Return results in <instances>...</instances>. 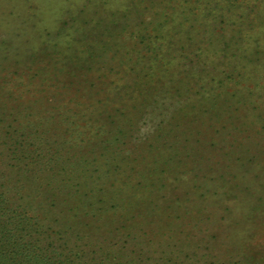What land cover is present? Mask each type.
<instances>
[{
	"label": "rangeland",
	"instance_id": "374dc122",
	"mask_svg": "<svg viewBox=\"0 0 264 264\" xmlns=\"http://www.w3.org/2000/svg\"><path fill=\"white\" fill-rule=\"evenodd\" d=\"M127 1L0 0V101H15L20 121V115H27L18 134H32L39 151L51 160H63L64 177L75 171L74 177L88 172L93 179L107 180L101 193L107 200L119 193L125 196L118 210L126 202L132 208L159 210L143 229L149 241L134 242L138 253L152 248L144 255L165 258L170 253L182 264H243L250 252L262 254L264 249V52L259 62L244 69L241 102L233 101L230 107L228 96L238 85L224 81L223 87L205 85L201 90L207 77L168 86L155 63L149 71L143 67L145 60L134 64L148 49L134 50L130 26L140 22L148 0ZM253 34L264 45V31ZM107 37L124 49L116 54L118 47L107 49V56L99 59L98 72L120 69L118 80L100 96L90 86L98 84L91 71L90 80L83 82L89 76L72 66L79 64L84 68L79 72H84L88 64L96 65L86 61L82 50ZM251 45L255 47L254 41ZM132 64L156 76L144 97L127 86ZM70 80L81 82L78 90H68ZM124 92L129 95L121 99ZM209 94H218L216 105L201 99ZM98 96L102 102L96 105ZM98 105L99 110L118 108L112 111L117 120L112 126L122 129L120 135L98 130ZM1 106L0 113L8 110ZM123 110V116L116 117ZM12 120L0 123V136Z\"/></svg>",
	"mask_w": 264,
	"mask_h": 264
},
{
	"label": "trees",
	"instance_id": "16d2710c",
	"mask_svg": "<svg viewBox=\"0 0 264 264\" xmlns=\"http://www.w3.org/2000/svg\"><path fill=\"white\" fill-rule=\"evenodd\" d=\"M134 1L144 3L145 0L127 2L133 4ZM139 15L140 22L130 26L129 39L134 41V50L136 47L148 50L143 53V59L135 60L136 66L145 60L143 67L149 71L155 63L154 69L165 76L168 86L181 81L187 85L191 79L199 82L207 77L208 80L199 86L201 90L205 85L223 87L224 81L228 86L238 85L237 91L228 96V105L232 106L233 101L236 104L241 102L238 91L244 79V69L263 57L260 55L264 52V45L253 33L258 35L264 31V0H148ZM125 27L127 24L123 25V30ZM106 39L86 44L87 49L82 50L86 53V61H95L96 65L88 64L84 72H79L84 69L83 66H72L76 73H83L86 77L91 71L93 78L98 80V84L89 82L96 95L116 82L120 72L118 68L102 72L97 70V63L107 56L103 54L107 49L118 47L114 54L124 49V46L119 48L117 43L109 41V37ZM252 41L255 47L251 45ZM125 52L126 55L129 53ZM74 58L69 56L70 60ZM131 59L129 57L128 62ZM134 64L131 66L132 78L126 81L127 86L133 85L132 92L144 97L157 79L149 72L135 69ZM218 65L223 69L218 70ZM69 72L67 70V78ZM90 77L82 81L87 82ZM73 81L70 80L73 85L69 91L79 89L81 82ZM4 94L1 91V95ZM128 95L129 92H124L119 97L124 99ZM100 96L95 100L96 105L102 102ZM209 96L201 99L215 102V98L219 97L218 94ZM14 102L10 103L8 97L3 103L0 101L2 108H8L0 113L5 114L4 118L0 117V123L13 116L12 124L2 130L0 136V264L183 263L179 256L170 253L165 258L145 256L152 248L138 253L134 244L140 243L138 239L143 244L149 241V235L143 229L159 216V210L147 211L138 205L132 208L127 202L126 207L118 210L117 206L125 203V196L119 193L108 196L107 200L101 194L107 187V180L93 179L88 172L74 177L72 172L75 171L64 177L67 165L63 160H51L48 153L46 157L33 143L32 134L26 131L18 134L19 129L26 125L23 122L27 115H20L23 119L20 121ZM241 105L245 102L242 101ZM99 106L94 108L96 117L102 119L98 130L103 133L108 130L114 137L120 135L122 129L118 125L112 126L117 122L112 111L118 108L104 107L99 110ZM123 108L126 109V105L123 104ZM130 108H133L132 103ZM123 114L124 110L116 117ZM15 122L19 125L17 129L13 125ZM136 124L138 120L135 130ZM51 171H56L55 176L49 175ZM243 264H264V249L262 254L250 252L243 258Z\"/></svg>",
	"mask_w": 264,
	"mask_h": 264
}]
</instances>
